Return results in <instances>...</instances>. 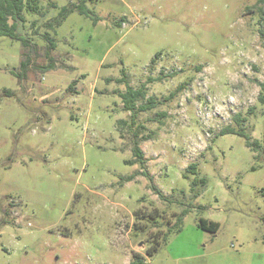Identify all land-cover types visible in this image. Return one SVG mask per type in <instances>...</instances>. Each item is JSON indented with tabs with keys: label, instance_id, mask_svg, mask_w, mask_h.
<instances>
[{
	"label": "rangeland",
	"instance_id": "obj_1",
	"mask_svg": "<svg viewBox=\"0 0 264 264\" xmlns=\"http://www.w3.org/2000/svg\"><path fill=\"white\" fill-rule=\"evenodd\" d=\"M71 2L26 16L32 49L0 36V264H264V2H87L50 30L49 67L31 22ZM127 84L156 104L134 123ZM238 114L260 147L217 134ZM134 130L145 169L125 162Z\"/></svg>",
	"mask_w": 264,
	"mask_h": 264
},
{
	"label": "trees",
	"instance_id": "obj_2",
	"mask_svg": "<svg viewBox=\"0 0 264 264\" xmlns=\"http://www.w3.org/2000/svg\"><path fill=\"white\" fill-rule=\"evenodd\" d=\"M95 0H76V2H71L69 5H64L59 9L58 14L56 16H52L46 21H44L41 25L37 24L36 20H33L31 22V27L33 28V34H38L41 36L42 39L47 43L46 45V50H45V55L49 59V67L53 66L51 63V50H53L55 46L54 39L52 38L50 34V30H54L55 27L59 25V23L70 13L73 11H78L80 14H90V10L88 9L86 3L87 2H94ZM260 2H264V0H260ZM51 7H57V5L54 2H50ZM38 15V16H44L46 14V11L43 9V6L40 4V0H0V36H5L8 37L12 40H18L21 42L23 47H29L30 49L33 48V42L31 41L30 37H27L22 33V29L25 27L26 23V16L27 15ZM98 20V17L94 18V22ZM39 27H44V31L40 32ZM151 61H154L151 60ZM21 67L25 69L27 67V60H22L21 61ZM111 79H108L110 81ZM152 80V79H150ZM117 82L121 83L124 82V78H118L116 79ZM74 83V81L71 83V85ZM70 85V86H71ZM260 94H259V101L261 103H264V81L261 82L260 84ZM180 87L177 88V90ZM118 96L121 98V101L123 103V109L124 111H130L132 112L131 114V122L134 123L135 115L137 112L140 111H147L152 109L156 104H155V99L154 98H149L147 103L145 104H140L138 105V102L141 101L146 93V87L145 84L140 86L137 89H133L131 86H128L127 84V89L126 91H116ZM176 91H173L169 94L168 97H165V99L170 98L174 96ZM5 94L9 95L11 92L9 90H5ZM233 120L235 122V126L231 125H226L225 127L221 128L217 134L218 135H223V134H229V133H234L237 135H240L244 137L246 145L251 148L252 150L258 148L261 146L260 142L256 139H251V135L245 131L243 128H237L238 125H240L242 122L246 120V117L238 114L233 116ZM117 123L120 124L121 126L123 124H126V122L122 119L117 120ZM132 126V125H131ZM119 134L121 137H124L123 129L119 128ZM145 138V137H144ZM143 138V139H144ZM140 139L138 136V132L136 130L133 131L132 133V138H131V151L133 158L130 160H125L126 163L134 165V164H139L140 167L144 168L145 166V159L143 157V151L139 146ZM145 169V168H144ZM187 170H189L192 174L196 173V164L191 163ZM142 175L147 176L146 171L143 170ZM135 177V174L128 175L125 178V181H131ZM186 177V176H184ZM196 183H200L201 186H205L206 179L204 177H200L198 179H194L192 181V184L195 185ZM155 193L162 199L166 200L167 196L164 195L160 189L156 188L155 186L152 187ZM199 190H193L191 197L196 198L200 195ZM188 211V210H186ZM183 210V212L178 215L175 224L171 228L174 231H180L181 230V221H182V216L186 212ZM154 215H159V214H154ZM153 216V215H151ZM197 226L200 229L210 231L213 233H216L218 228H219V223L215 221H207L204 218H200L197 222ZM156 250V247H152L150 249H147L146 252L148 255H151L153 251ZM145 256L142 254H134L133 258L130 262V264H144Z\"/></svg>",
	"mask_w": 264,
	"mask_h": 264
}]
</instances>
